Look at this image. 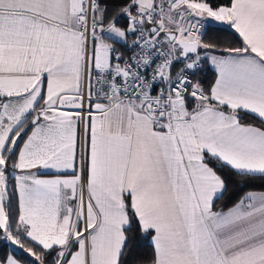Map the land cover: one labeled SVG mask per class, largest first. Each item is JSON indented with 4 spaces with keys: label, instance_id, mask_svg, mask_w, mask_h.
I'll return each mask as SVG.
<instances>
[{
    "label": "snow or ice",
    "instance_id": "snow-or-ice-1",
    "mask_svg": "<svg viewBox=\"0 0 264 264\" xmlns=\"http://www.w3.org/2000/svg\"><path fill=\"white\" fill-rule=\"evenodd\" d=\"M226 171L264 180V0H0V264H264Z\"/></svg>",
    "mask_w": 264,
    "mask_h": 264
},
{
    "label": "trees",
    "instance_id": "trees-1",
    "mask_svg": "<svg viewBox=\"0 0 264 264\" xmlns=\"http://www.w3.org/2000/svg\"><path fill=\"white\" fill-rule=\"evenodd\" d=\"M214 5L217 4H228L229 0H211ZM213 27H219L222 29L218 32H213L214 36H219L223 41L230 43H238L237 37L233 34V32L228 31L227 27L213 25ZM213 73L209 72L206 77H201L206 80V82H211V78ZM224 175L229 179V191L225 200L221 201L218 207H223L225 204H229L236 202L241 196L249 191H264V180L261 179H249L244 177H238L232 175L229 172H225ZM10 252V248L8 243L0 240V257H3L6 253ZM18 256L21 253L18 251L16 253ZM153 256V247L149 241H144L137 248L136 255L134 257V264H150Z\"/></svg>",
    "mask_w": 264,
    "mask_h": 264
},
{
    "label": "crops",
    "instance_id": "crops-1",
    "mask_svg": "<svg viewBox=\"0 0 264 264\" xmlns=\"http://www.w3.org/2000/svg\"><path fill=\"white\" fill-rule=\"evenodd\" d=\"M213 25H218V26H223V27H227V25H222L220 22H213ZM80 129L78 127L77 129V146H78V149H79V141H80ZM45 175L43 178H54V176L56 175V173L53 171V170H45Z\"/></svg>",
    "mask_w": 264,
    "mask_h": 264
},
{
    "label": "rangeland",
    "instance_id": "rangeland-1",
    "mask_svg": "<svg viewBox=\"0 0 264 264\" xmlns=\"http://www.w3.org/2000/svg\"><path fill=\"white\" fill-rule=\"evenodd\" d=\"M13 247H15V246H13Z\"/></svg>",
    "mask_w": 264,
    "mask_h": 264
}]
</instances>
